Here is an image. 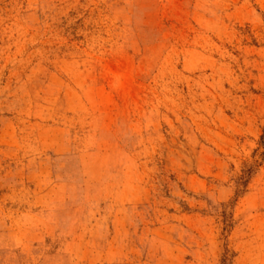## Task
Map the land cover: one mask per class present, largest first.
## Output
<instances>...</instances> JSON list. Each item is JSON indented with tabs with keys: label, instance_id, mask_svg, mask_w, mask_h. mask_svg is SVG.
I'll use <instances>...</instances> for the list:
<instances>
[{
	"label": "rangeland",
	"instance_id": "rangeland-1",
	"mask_svg": "<svg viewBox=\"0 0 264 264\" xmlns=\"http://www.w3.org/2000/svg\"><path fill=\"white\" fill-rule=\"evenodd\" d=\"M264 0H0V264H264Z\"/></svg>",
	"mask_w": 264,
	"mask_h": 264
},
{
	"label": "trees",
	"instance_id": "trees-1",
	"mask_svg": "<svg viewBox=\"0 0 264 264\" xmlns=\"http://www.w3.org/2000/svg\"><path fill=\"white\" fill-rule=\"evenodd\" d=\"M260 146L264 149V129L260 136Z\"/></svg>",
	"mask_w": 264,
	"mask_h": 264
}]
</instances>
